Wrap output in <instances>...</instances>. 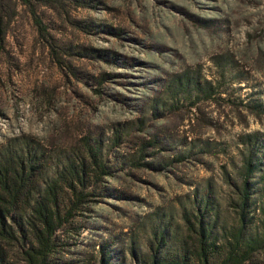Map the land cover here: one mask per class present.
Wrapping results in <instances>:
<instances>
[{
    "label": "rangeland",
    "instance_id": "rangeland-1",
    "mask_svg": "<svg viewBox=\"0 0 264 264\" xmlns=\"http://www.w3.org/2000/svg\"><path fill=\"white\" fill-rule=\"evenodd\" d=\"M0 14V146L29 136L53 154L87 141L109 167L60 232L55 264H98L102 248L107 264H133L158 221L173 253L190 241L182 212L205 196L204 220L229 238L246 159L244 239L259 235L264 0H58L33 15L0 0ZM245 264H264V244Z\"/></svg>",
    "mask_w": 264,
    "mask_h": 264
},
{
    "label": "trees",
    "instance_id": "trees-1",
    "mask_svg": "<svg viewBox=\"0 0 264 264\" xmlns=\"http://www.w3.org/2000/svg\"><path fill=\"white\" fill-rule=\"evenodd\" d=\"M18 1L33 15L34 5L58 0ZM3 18L0 14V47L5 38ZM242 166L241 185L235 189L234 198L237 226L229 238L218 240L215 222L204 220L209 208L205 196L201 212L198 208L195 213L182 212L190 241L179 242L173 253L161 251L167 236L158 221L149 244L150 254L138 258L131 252L133 264H245L249 261L264 244V220L259 235L244 239L253 170L249 159ZM108 175L109 167L102 159L100 148L87 141L53 154L29 136H18L0 146V264H55L60 232L69 228L73 217L94 201L88 198L92 196L88 193L90 188ZM97 255L98 264L108 263V254L103 248Z\"/></svg>",
    "mask_w": 264,
    "mask_h": 264
}]
</instances>
